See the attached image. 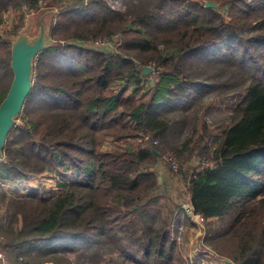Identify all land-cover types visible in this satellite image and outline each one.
I'll return each mask as SVG.
<instances>
[{
	"label": "trees",
	"instance_id": "obj_1",
	"mask_svg": "<svg viewBox=\"0 0 264 264\" xmlns=\"http://www.w3.org/2000/svg\"><path fill=\"white\" fill-rule=\"evenodd\" d=\"M40 1L32 0L39 24L55 8ZM25 2L0 0V18ZM121 2L114 10L73 0L50 24L53 46L37 58L25 126L9 134L0 180L69 168L63 179L73 185L53 199L2 194L0 248L14 264H182L177 206L160 193L157 168L170 151L195 213L216 220L206 247L236 264H264V0H217L218 10ZM110 35L122 36L115 52L62 44ZM10 37L0 35V105L14 78ZM152 64L159 81L136 100ZM234 97L225 127L212 130L215 101ZM141 134L148 141L137 149L103 150ZM194 158L213 166L184 169Z\"/></svg>",
	"mask_w": 264,
	"mask_h": 264
},
{
	"label": "rangeland",
	"instance_id": "obj_2",
	"mask_svg": "<svg viewBox=\"0 0 264 264\" xmlns=\"http://www.w3.org/2000/svg\"><path fill=\"white\" fill-rule=\"evenodd\" d=\"M86 2L89 0H85ZM109 2V0H106ZM121 1V0H118ZM184 2H186L187 4L190 3H197V4H201L203 6H206L205 4L207 2H213L216 3L217 0H182ZM73 2V0H59V1H54V0H46V1H40V3H43L42 5H45V7H49V6H54L55 8L58 7V9L60 8L59 6L61 5H69ZM31 4V7H33V3L32 0H26V2L23 4V6L20 9H10L8 12H6L1 18H0V35L2 37H4V39H7L8 36H11L10 38L15 39L17 36H12L11 34L13 33H17L18 36L22 33H24L25 31H28L32 35H35L38 33L39 31V17L40 14H38V12L34 10L31 14L30 12L26 11V9H24V5L25 4ZM39 3V4H40ZM110 4V3H109ZM218 4V3H217ZM220 5V4H219ZM221 6V5H220ZM124 7V6H123ZM122 7V8H123ZM121 8V9H122ZM215 9V8H214ZM219 7L216 9L218 10ZM228 9V7L220 10V12L222 14L225 15L226 10ZM115 10V9H114ZM46 23L49 24H53V20L54 17L50 16V14L48 15H44L42 17ZM53 18V19H52ZM41 21V20H40ZM108 38V40L111 42V40H113L112 42V46H111V52H115L119 49V47L121 46L119 44V41L122 42V36L121 35H110V36H105ZM98 38V39H91L90 41H68V42H62V44H68V45H77L80 47H85V48H90V49H94L96 51H100V52H104V50H98V49H102L99 48L98 46H96L97 44H95V42L92 41H97V40H104L103 38ZM119 40V41H118ZM101 42V41H100ZM104 42H101L102 45ZM107 51V52H110ZM151 66H154V64H152ZM155 81L154 78L149 77V79L147 80V82L145 83V87L142 89V91L136 95L135 99L139 100L140 97L143 95L144 90H147L148 87V82H152ZM157 82V81H156ZM155 82V83H156ZM119 85L114 86L113 89L114 90H118L119 89ZM133 90V87L130 88V90L127 92V95L130 94ZM242 96V95H241ZM241 100V97H238L237 99L234 97L232 100H229L226 103H222L221 101H218L214 103V105L216 107H220L221 112H216V110H213V115L218 117V121H220L218 124H215L212 126V130H217L219 129V131H221V129L223 128V126L225 125L224 122V118L226 116H228L229 112L231 113V110L236 106V104L238 103V101ZM215 109H219V108H215ZM212 115V117H213ZM208 121H210V117L208 119ZM217 121V122H218ZM204 122V120H203ZM17 126L20 128H24L25 126V115L22 114L20 115V117L17 119ZM201 133V130L199 132V134ZM215 134H217L216 132H214ZM199 136V135H198ZM144 141V142H142ZM148 141V137L145 134H141V139H137V140H129L127 142H122L120 144L114 143L113 141H106L103 143V150H112L113 148L117 147V146H121L122 148H131V149H137L140 145H143L145 142ZM167 153H172L177 160L179 161L178 157L173 153V152H165ZM164 154L162 159L160 160L157 168L159 170V174H160V178L162 179V183L164 182V187L163 189L160 190V193H164V191L166 190L167 195H169L170 198L173 199L176 207V213H175V217H177V212L182 210L184 212V205L188 202V199L190 198V194L188 193L187 188L183 185L182 181L180 180L179 176H175L173 172L175 171H171L169 169V165L165 162L164 160V156L166 155ZM4 159H2L0 161V163L3 161ZM205 164H212L211 161H204ZM204 163H201L199 160H197L196 158H194L191 162H189L188 164L184 165V169L187 168H191V169H201L202 165ZM179 165L181 167L180 161H179ZM64 171V172H63ZM50 173H45L44 175H42L39 178H36L34 176L37 175H29L31 176V179H28L25 177V181L23 185H19L18 187L15 185H10L6 182L12 183L10 181L7 180H0V196L2 194H6L8 196L14 197L16 199H25V198H29L32 196H36V197H42V198H47V199H53L56 198L58 195H60L63 191L67 190L68 187H70V185H73V182L70 181V179L67 177H65L63 179V173H68L70 172L69 168H62L60 170H52L49 171ZM178 172V171H177ZM62 173V174H61ZM24 180V179H23ZM27 182V183H26ZM18 184V183H16ZM32 184V185H31ZM191 200V198H190ZM4 208L2 207V200L0 197V224H6L8 221V219L4 220ZM176 221V220H175ZM207 221V220H206ZM203 224V227L198 226L197 224H195L192 220H188V225H186L183 228H179L176 223L174 225V227H176L177 229V234L175 236V240H177L178 242V253L181 257V263L182 264H195L194 263V258L192 257L194 252H190L189 253V244H186L184 241V237L187 236L188 231H193L198 232V236L195 240V242H193V244H191V248H193L195 251L200 250L202 253H210L215 255L217 258L221 259L220 257H218V255L216 253H214L212 250H210L208 247H206L205 245V238L207 235V231L212 227H214V225H216V220H211L212 222H206ZM189 227V228H188ZM217 228V227H215ZM186 233V234H185ZM204 234V236H203ZM201 245H203V247H200ZM33 250V249H31ZM0 253L3 255V257H5V261L7 264H14L11 261V256L9 254H7L3 249L0 248ZM34 253V252H33ZM9 255V256H8ZM9 257V258H8ZM223 262V259H221ZM33 264H37V263H33ZM44 264H51V263H44Z\"/></svg>",
	"mask_w": 264,
	"mask_h": 264
},
{
	"label": "water",
	"instance_id": "obj_3",
	"mask_svg": "<svg viewBox=\"0 0 264 264\" xmlns=\"http://www.w3.org/2000/svg\"><path fill=\"white\" fill-rule=\"evenodd\" d=\"M207 8L219 7L218 4L207 2ZM53 13V12H52ZM53 46L51 26L42 18L37 34L30 36L28 31L12 40L11 67L14 73L10 90L0 105V161L4 159V148L11 130L17 125V119L23 112L25 103L33 89L35 66L38 56ZM152 68H144V75L149 76ZM152 87L155 82H151ZM160 182L162 179L160 178ZM224 264H236L223 259Z\"/></svg>",
	"mask_w": 264,
	"mask_h": 264
},
{
	"label": "built area",
	"instance_id": "obj_4",
	"mask_svg": "<svg viewBox=\"0 0 264 264\" xmlns=\"http://www.w3.org/2000/svg\"><path fill=\"white\" fill-rule=\"evenodd\" d=\"M108 3H110L109 5L115 10L122 8V2L121 1L109 0ZM42 4L43 3H40L39 7L44 8L45 5H42ZM24 9H26V11L30 12V14H31L33 12L31 10H34L35 8L31 7V4L29 3V4L24 5ZM52 12H53V17H54L53 25H55L56 17L58 16V14L61 11H60V8L58 9V7H57V8H54V10ZM103 39L104 40L100 39V40L92 41V42H95V44H97L96 46H98L99 48H102V49H98V50H104V52L110 51L113 40H111V42H110L107 37H105ZM100 41L104 42V43L102 45H99V44H101ZM119 44L121 45V41H119ZM149 67L152 68V70H153L150 77L154 78V80H155L154 82L159 81L160 72L157 71L154 66H149ZM164 160L172 168L173 171H175V172L179 171V169H180L179 161L177 160V158L172 153H167L164 156ZM209 166H212V165L204 163L201 167V170L205 169ZM184 213H185V216L188 218V220L190 219L195 224H197L198 226L203 227V224L205 223L206 220L203 216L195 213L190 198L188 199V202L184 205ZM203 236H204V234H203ZM200 247H203V245H201ZM0 264H7L5 261V257H3V255L1 253H0Z\"/></svg>",
	"mask_w": 264,
	"mask_h": 264
},
{
	"label": "crops",
	"instance_id": "obj_5",
	"mask_svg": "<svg viewBox=\"0 0 264 264\" xmlns=\"http://www.w3.org/2000/svg\"><path fill=\"white\" fill-rule=\"evenodd\" d=\"M48 14H46V15H48ZM50 16L53 17V13H50ZM223 127H225V125ZM217 131L220 132L219 129H217L216 132ZM47 173L49 174L50 172L48 171ZM34 177L39 178L41 176H34ZM26 178H27V180L28 179H31V176H27ZM24 181H25V178H24V180H22L20 182H17L18 184H16V183H9V182H6V183H8L10 185H15V186L18 187L19 185L25 184ZM176 216L177 217H176L175 223H176V225L180 229L183 228V227H185L186 225H188V222H187L188 219L186 218L185 213L182 210L178 211ZM176 233H177V231H176ZM197 236H198V232H196V235H195V232H193V231L190 230V231H188L187 236L184 237V240L187 239V241H184V242L186 244L190 243L189 244V250H188L189 253L190 252H194L193 255H192V257L194 258V263L195 264H224L221 259L217 258L213 254H210V253H202L200 250L195 251L193 248H191V244H193V242H195Z\"/></svg>",
	"mask_w": 264,
	"mask_h": 264
}]
</instances>
